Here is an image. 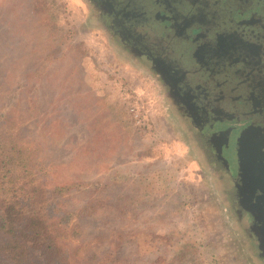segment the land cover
I'll use <instances>...</instances> for the list:
<instances>
[{
	"label": "rangeland",
	"instance_id": "374dc122",
	"mask_svg": "<svg viewBox=\"0 0 264 264\" xmlns=\"http://www.w3.org/2000/svg\"><path fill=\"white\" fill-rule=\"evenodd\" d=\"M96 7L0 0V128L32 136L50 187L80 183L59 204L76 212L71 240L134 232L142 252L130 244L124 264H264L228 174L207 153L209 137ZM32 70L40 72L26 79ZM121 198L130 213L119 223L112 213ZM90 202L92 216L79 212ZM91 246L83 264H108L103 254L116 249L115 241Z\"/></svg>",
	"mask_w": 264,
	"mask_h": 264
},
{
	"label": "water",
	"instance_id": "95a60500",
	"mask_svg": "<svg viewBox=\"0 0 264 264\" xmlns=\"http://www.w3.org/2000/svg\"><path fill=\"white\" fill-rule=\"evenodd\" d=\"M129 1L142 14L133 28L147 49L94 3L124 44L150 61L176 110L200 132L227 138L233 172L264 205V0Z\"/></svg>",
	"mask_w": 264,
	"mask_h": 264
},
{
	"label": "trees",
	"instance_id": "16d2710c",
	"mask_svg": "<svg viewBox=\"0 0 264 264\" xmlns=\"http://www.w3.org/2000/svg\"><path fill=\"white\" fill-rule=\"evenodd\" d=\"M9 41L12 42L11 39ZM38 71H28L24 77L29 78ZM20 134V127L13 131H2L0 128V264H83L82 260L87 256H83L81 251H84L85 245L92 244L93 248L95 243L107 245L113 241L116 249L105 252L102 258L108 264L128 262L130 244H134L140 253L141 245L135 239V233L121 229L105 232L87 241L79 238V241L77 238L71 240L73 233H77V230L74 232L77 224L70 223L76 212L62 211L63 207L59 204L66 191L70 193L81 185L69 179L50 187L47 176L41 172L44 156L30 134ZM52 195L58 196V200H52ZM142 197L138 196L136 205L144 202ZM107 199L102 202L109 209L111 205ZM127 202L121 198L114 205L112 215L119 223L129 216ZM81 211L92 216L90 214L97 210L91 204L90 211L86 207Z\"/></svg>",
	"mask_w": 264,
	"mask_h": 264
},
{
	"label": "flooded vegetation",
	"instance_id": "af4514ba",
	"mask_svg": "<svg viewBox=\"0 0 264 264\" xmlns=\"http://www.w3.org/2000/svg\"><path fill=\"white\" fill-rule=\"evenodd\" d=\"M99 5H105L111 10V14L119 25H121L122 33L126 36H130L135 42H141L144 48L147 49V45L141 40H144L143 36L137 33L133 26L136 22L140 20L142 14L136 9L134 4L129 0H94ZM137 24V23H136ZM133 29H132V28ZM152 51L155 52L153 49ZM156 56V55H155ZM173 69L171 72L178 76L180 74L176 73V68L168 66ZM179 77V76H178ZM181 81V80H180ZM185 83V82H184ZM185 84H178L177 87L181 96L186 100L188 106L197 113L195 107L191 106V101L189 95L186 91ZM193 105V104H192ZM193 111V109H192ZM193 111V112H194ZM209 137L206 139L208 141L207 153L214 155V163L222 164L225 172L228 174L230 181L232 182L234 189V196L238 205L237 213L238 215L246 220L250 225L251 236L256 241V248L259 255L264 258V205L258 200L257 196L249 189L245 187V183L233 172L232 168V155L230 152V146L228 140L225 136L220 135V133H215L207 135ZM212 162V161H211Z\"/></svg>",
	"mask_w": 264,
	"mask_h": 264
}]
</instances>
